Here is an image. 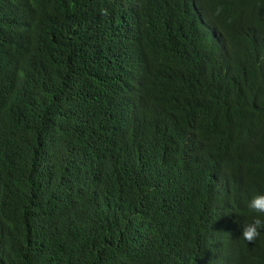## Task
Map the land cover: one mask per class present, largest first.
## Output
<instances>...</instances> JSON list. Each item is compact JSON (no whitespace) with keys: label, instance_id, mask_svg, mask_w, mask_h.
<instances>
[{"label":"trees","instance_id":"1","mask_svg":"<svg viewBox=\"0 0 264 264\" xmlns=\"http://www.w3.org/2000/svg\"><path fill=\"white\" fill-rule=\"evenodd\" d=\"M257 193L264 0H0V264H264Z\"/></svg>","mask_w":264,"mask_h":264},{"label":"clouds","instance_id":"2","mask_svg":"<svg viewBox=\"0 0 264 264\" xmlns=\"http://www.w3.org/2000/svg\"><path fill=\"white\" fill-rule=\"evenodd\" d=\"M135 32L138 34V29H135ZM113 33L114 27L111 34L113 35ZM247 207L250 211L257 213V215L250 222L242 224L241 238L247 242H253L261 235L262 230H264V194L257 193L253 195L247 202Z\"/></svg>","mask_w":264,"mask_h":264}]
</instances>
